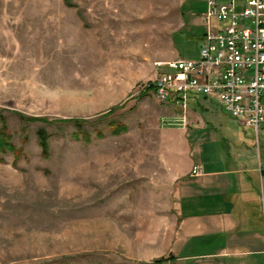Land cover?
Returning a JSON list of instances; mask_svg holds the SVG:
<instances>
[{
	"label": "rangeland",
	"instance_id": "obj_1",
	"mask_svg": "<svg viewBox=\"0 0 264 264\" xmlns=\"http://www.w3.org/2000/svg\"><path fill=\"white\" fill-rule=\"evenodd\" d=\"M68 1L0 0V132L13 149L0 150V264H148L177 206L162 130L182 126L206 151L252 134L215 101L183 110L147 92L156 63L198 57L203 29L182 16L201 0Z\"/></svg>",
	"mask_w": 264,
	"mask_h": 264
},
{
	"label": "crops",
	"instance_id": "obj_2",
	"mask_svg": "<svg viewBox=\"0 0 264 264\" xmlns=\"http://www.w3.org/2000/svg\"><path fill=\"white\" fill-rule=\"evenodd\" d=\"M204 12L197 16L189 9L182 16V29H203L200 44ZM239 127L251 132L256 145L251 135V142L239 137L235 145L225 140L206 151L203 137L193 140L182 126L162 130L163 154L178 184L177 206L162 256L148 264H264V127L257 137ZM193 166L198 175L191 174Z\"/></svg>",
	"mask_w": 264,
	"mask_h": 264
},
{
	"label": "built area",
	"instance_id": "obj_3",
	"mask_svg": "<svg viewBox=\"0 0 264 264\" xmlns=\"http://www.w3.org/2000/svg\"><path fill=\"white\" fill-rule=\"evenodd\" d=\"M205 32L195 60L156 63L164 68L147 92L186 110L201 97L215 101L257 137L264 127V0H202ZM200 168L193 166L192 175Z\"/></svg>",
	"mask_w": 264,
	"mask_h": 264
},
{
	"label": "trees",
	"instance_id": "obj_4",
	"mask_svg": "<svg viewBox=\"0 0 264 264\" xmlns=\"http://www.w3.org/2000/svg\"><path fill=\"white\" fill-rule=\"evenodd\" d=\"M63 2H64V4L66 6L69 7V1L68 0H63ZM193 99L195 100L197 98H193ZM193 99L189 101V104H190V102L193 101ZM108 129L114 135H118L121 132L125 131V128L123 127V125L120 124V123H116V122H109L108 123ZM81 133H82V138L85 141H89L90 140V134H88L87 132H85L83 130L81 131ZM37 136H38V141H39V145H40V148H41V153H42V155L45 156L47 154V152H48V136H47V134L44 131H41V130L37 133ZM96 136L100 137L101 136V132L97 131ZM4 140H5V138L3 136V133L0 132V150L3 151L7 147H8L7 150H13L10 146H8V144L5 143ZM163 261H164V259H160V260L154 261V263L155 264H160Z\"/></svg>",
	"mask_w": 264,
	"mask_h": 264
}]
</instances>
